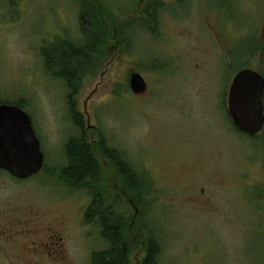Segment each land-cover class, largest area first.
I'll use <instances>...</instances> for the list:
<instances>
[{"label":"rangeland","instance_id":"374dc122","mask_svg":"<svg viewBox=\"0 0 264 264\" xmlns=\"http://www.w3.org/2000/svg\"><path fill=\"white\" fill-rule=\"evenodd\" d=\"M90 1L104 35L82 80L68 86L46 73L41 49L79 41L78 0H0V100L21 104L45 160L11 187L22 197L12 206L37 211L59 253L43 248L37 262L90 264L108 246L83 218L90 190L63 173L66 144L82 138L98 160L97 179L102 167L97 188L116 191L125 206L130 264H140L148 234L126 182L107 159L100 164L102 140L152 188L143 205L162 264H264V126L242 134L226 108L237 71L264 78V0ZM133 72L145 80L142 95L129 90ZM7 238L0 231V264H33Z\"/></svg>","mask_w":264,"mask_h":264},{"label":"trees","instance_id":"16d2710c","mask_svg":"<svg viewBox=\"0 0 264 264\" xmlns=\"http://www.w3.org/2000/svg\"><path fill=\"white\" fill-rule=\"evenodd\" d=\"M93 1L97 2V0ZM78 2L80 7L79 41L74 43L67 39L59 40L41 49L46 73L60 79L68 86H74L82 80L85 75V64H89L92 61L90 58L99 52L100 38L102 33L104 35L101 29L103 28L101 14L97 15L92 2L90 0H78ZM148 16L151 18L152 13ZM70 112L74 114L72 108ZM73 120L80 128L79 116L76 113ZM101 142L103 153H100V164L102 157L107 159L112 165L111 171H116L119 178L126 182V190L137 209L136 218L148 234V242L140 264H162L160 261L161 238L152 221L147 219L148 207L143 205V201L149 204L147 196L152 188L146 182L145 175L134 170L120 152L108 147L103 140ZM65 155L67 167L63 173L66 178L74 183L81 182L83 186L79 188L90 190L91 201L83 218L88 224H96L101 237L108 243L106 249L91 254L90 264H130L132 243L126 236L127 213L123 211L125 207L123 202L119 199L117 202L114 199L120 196L110 189L102 194L101 188H97L96 185L99 182L101 184L102 167L100 166V179H97L98 160L82 138H72L65 146Z\"/></svg>","mask_w":264,"mask_h":264},{"label":"water","instance_id":"95a60500","mask_svg":"<svg viewBox=\"0 0 264 264\" xmlns=\"http://www.w3.org/2000/svg\"><path fill=\"white\" fill-rule=\"evenodd\" d=\"M128 84L134 95L146 92L145 80L136 72L130 74ZM226 108L238 132L257 135L264 126V78L248 68L237 71L228 89ZM43 162L30 117L15 106H0V170L24 180L39 173Z\"/></svg>","mask_w":264,"mask_h":264},{"label":"flooded vegetation","instance_id":"af4514ba","mask_svg":"<svg viewBox=\"0 0 264 264\" xmlns=\"http://www.w3.org/2000/svg\"><path fill=\"white\" fill-rule=\"evenodd\" d=\"M2 105H12L24 111L19 102L16 103L9 102L7 100H0V106ZM44 167L45 160L43 162L42 169H44ZM0 177L3 180V183L0 184V205L5 204L6 207L0 210L1 235L5 236L6 234H8V238L5 241L7 244L18 242L19 244H21L25 255L33 259V264H39V262L37 261H40V258L43 255V248L48 250L51 249L49 248L50 246L54 249V251L57 248V244L54 241H50L53 240V237L51 235L53 229L49 223L41 225L39 213L35 211L31 206H12L21 203L22 197L13 194L11 187L18 186L29 178L19 180L11 176L4 170H0ZM56 251L54 252V254L58 253V251L57 253ZM15 261L19 260L16 259Z\"/></svg>","mask_w":264,"mask_h":264}]
</instances>
